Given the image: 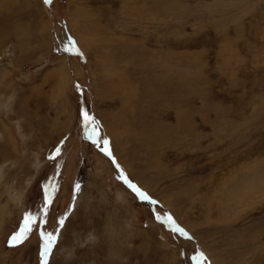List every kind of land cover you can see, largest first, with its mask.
<instances>
[{"label":"rangeland","instance_id":"374dc122","mask_svg":"<svg viewBox=\"0 0 264 264\" xmlns=\"http://www.w3.org/2000/svg\"><path fill=\"white\" fill-rule=\"evenodd\" d=\"M49 178L52 264H264V0H0V264Z\"/></svg>","mask_w":264,"mask_h":264},{"label":"snow or ice","instance_id":"6c2138e0","mask_svg":"<svg viewBox=\"0 0 264 264\" xmlns=\"http://www.w3.org/2000/svg\"><path fill=\"white\" fill-rule=\"evenodd\" d=\"M45 4H50L51 0H44ZM73 47H75V42H70ZM65 50H69L66 48ZM77 52L79 49H75ZM78 90L80 85H76ZM80 115L82 117L85 129L86 137L91 140L94 144L100 147L101 139L103 140V147H100V151L103 152L106 156L111 157L112 163L116 165V168L119 170L118 179L122 180L141 200H147L150 203H156L146 192L141 190L136 184H134L124 173L123 169L120 168V165L116 162L115 157L112 155L109 146V140L107 137H100L99 134V124L96 121L95 117L85 109H80ZM90 128V130H89ZM63 141L55 145L54 150L48 153L47 158L55 160L61 153ZM59 169V165H57ZM58 174V172H57ZM81 185L76 183L74 186V196L73 203L69 206V211L64 212L56 219V226L53 230L49 231L46 228L48 224V216L50 208L54 202V196L58 190V184L55 181H52L49 178L48 182L42 184L43 198L41 205L36 209V211L26 210L22 214V219L19 221L18 227L11 232L7 238V244L9 247H15L22 244L32 233L33 230L37 232L39 239V264H52V257L54 255V250L58 244L61 230L65 226L67 217L71 208L74 207L75 193L79 191ZM157 219H161L159 214H156ZM164 223L167 224L173 232L179 233L181 236L192 239L189 233L180 225L176 223L171 214H168L164 217ZM191 261L194 264H210L206 254L203 250L197 248L194 250L193 255L191 256Z\"/></svg>","mask_w":264,"mask_h":264}]
</instances>
